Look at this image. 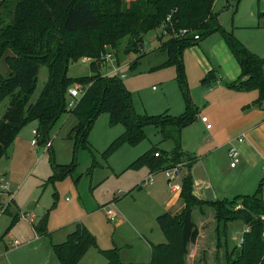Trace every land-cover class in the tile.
I'll return each mask as SVG.
<instances>
[{
    "label": "rangeland",
    "instance_id": "rangeland-1",
    "mask_svg": "<svg viewBox=\"0 0 264 264\" xmlns=\"http://www.w3.org/2000/svg\"><path fill=\"white\" fill-rule=\"evenodd\" d=\"M14 1L6 0L0 8L3 22L10 20ZM213 10L223 29L232 31L247 49L264 57V0H215ZM167 39L168 35L162 34V27H158L144 34L138 52L127 53L123 50L126 43L123 39L121 49L115 52L112 48L113 58L101 64L100 72L104 75H119L112 71L116 67L125 73L120 78L130 92L133 111L138 115L166 112L176 116L185 109L177 79L178 65L164 64L167 52L160 45ZM7 54H11L10 48L0 56L1 77L8 75L4 61ZM132 61H136L134 68H130ZM180 62L185 81L183 87L198 112L193 122L181 130L182 154L181 161L177 163L186 168L170 180L168 187L181 185L189 165L187 159L195 155L201 160L197 166L201 172L202 163H208L211 172L215 166L216 171L211 175L216 186L231 188L239 185L237 189L241 188L242 192L253 193L264 175L258 177L249 171L236 174L240 165L236 169L229 167L230 159L222 143L230 136V125L248 113L254 115L252 102L257 99V92H239L227 87V83L238 76L239 67L218 31L197 44L185 46L180 53ZM89 63L86 57L70 60L66 75L75 78L92 74ZM209 72L217 79L213 86L202 83ZM47 74V66L40 63L30 102L38 97ZM72 100L66 93V111L49 129L46 141L32 143V139L36 140L33 130L38 125L37 120H32L22 126L0 158V181L8 183V193L2 194L0 207L8 201L9 194L13 199L9 204L7 202L4 212H0V264H60L51 244L63 242L77 222H82L96 238V246L90 247L77 264H104L106 259L99 249L112 247L118 248L123 264H148L150 242L166 241L156 222V216L164 212L161 208V194L164 196V193L154 191V186L162 181L165 183L166 176L164 171L155 172L152 174L154 184L148 185L144 183L149 174L147 168L134 170L127 166L153 146L170 151L175 143L171 138H163L160 128L150 124L144 126L146 137L139 144H123L112 153L105 154L109 144L124 128L120 123L111 125L108 113L103 112L95 118L87 141L75 144L67 137L77 122L76 117L67 112L71 108L67 102ZM8 102L9 95L0 99V118ZM259 104L264 108V100ZM203 115L207 116L213 129L205 128V123L200 120ZM69 164L73 168L69 173L59 179H50L56 171L55 166ZM108 208L116 211L117 221L108 218ZM204 210L207 212L201 213L195 207L192 211L193 221L201 226L200 240L205 245L201 259L195 263L225 264L223 252L238 247L244 232L243 222L232 221L226 228H217L213 208L206 206ZM175 212L174 209L172 214ZM44 213H47L49 235L36 234L32 227V223H36ZM15 214L18 220L10 226ZM21 214H28V217L34 214L33 220L22 218ZM15 239L21 241L20 246L10 245Z\"/></svg>",
    "mask_w": 264,
    "mask_h": 264
},
{
    "label": "trees",
    "instance_id": "trees-1",
    "mask_svg": "<svg viewBox=\"0 0 264 264\" xmlns=\"http://www.w3.org/2000/svg\"><path fill=\"white\" fill-rule=\"evenodd\" d=\"M214 2L215 0H15L9 21L3 22L0 12V56L6 48L11 50V54L4 57L8 75L0 76V99L9 95L8 106L0 118V158L22 126L32 120L38 121L36 141H46L47 132L61 113L66 111V93L68 94L69 87L76 84L85 88L75 105L67 110L77 120L67 134L75 144L87 141L95 118L105 112L108 113L111 125L120 123L124 128L109 144L105 154L112 153L123 144H139L146 137L144 126L151 124L160 128L163 138H171L175 147L164 151L153 146L134 159L127 168L136 170L147 167L150 172H156L180 162L181 130L193 122L198 110L191 102L187 89L183 87L185 81L180 53L185 46L197 44L215 31L220 33L239 67L237 79L227 86L237 90H257L256 103H261L264 100V57L247 49L234 37L232 31L221 27L213 10ZM5 3L6 0H0V8ZM158 27H162V34L168 35V39L160 45L167 52L164 64L178 65L177 79L185 109L176 116L166 112L136 114L132 108L130 92L121 78L117 74L104 75L100 72L102 53L110 52L112 48L115 52L118 51L123 39H126L123 46L125 53L138 52L144 34ZM183 29L186 30L184 33ZM83 57L89 59L92 74L68 77V62ZM40 63L47 66V80L36 100L30 102ZM135 64L136 61L130 62V68H134ZM215 81V76L210 72L202 79L206 86H212ZM190 166L191 164L188 165ZM72 169L71 164L55 166L56 171L50 179L62 178ZM187 171L181 181V211L175 214L162 212L156 216V222L166 241L150 245L148 264H184L188 244L195 242L198 235L197 225L192 219L193 208L198 207L203 213L205 205L213 208L217 228H226L232 221H242L248 227L243 232L241 244L227 250L225 264H264V178L251 194L238 195L232 199H202L193 193L190 168ZM17 220L18 216L15 214L10 226ZM32 227L36 234L49 235L47 213L36 223H32ZM93 246H96L95 236L82 222H77L65 240L52 243L51 249L60 264H77ZM99 252L106 259L105 264H123L117 247L99 249Z\"/></svg>",
    "mask_w": 264,
    "mask_h": 264
},
{
    "label": "crops",
    "instance_id": "crops-1",
    "mask_svg": "<svg viewBox=\"0 0 264 264\" xmlns=\"http://www.w3.org/2000/svg\"><path fill=\"white\" fill-rule=\"evenodd\" d=\"M237 77L235 79H237ZM232 79L235 80L234 78ZM228 88L239 91V92H249L245 90H237L235 88H230V87ZM251 91L257 92V90H251ZM257 95H258V92H257ZM253 100L254 101L252 102V107H254V115H251L250 113H248L246 117L236 121L235 123H233V125H230V127L232 126L228 132L230 136L225 142L222 143V148L226 152L227 157H228V150L232 145L238 149L239 151L238 163L234 167H231L229 164V167L231 169H234V168L236 169L240 165L239 169L235 171L236 174L249 171L250 173L256 174V176L258 177H262L264 175V108L261 107V104L256 103L255 99ZM206 129L207 130L213 129V127L211 125L209 128H206ZM242 134H244L243 140L237 141L236 137ZM213 136H216L215 133H213ZM211 153H212L211 150H209V154ZM200 161L201 160L197 159L195 155L187 159V162L192 165L190 166L191 167L190 173L193 179V191L197 192V194L202 199L207 198L202 193V191L204 192V190L207 187L210 188L212 191V194H213L212 199H223V198L232 199L233 197H236L238 195L251 194V193L242 192L241 188L237 189L239 185L231 187V188H225V187L222 188L221 186H216L215 184H213L215 179L213 180L212 178V175L216 171L215 166H213L212 168L213 172H211L209 171L208 163H206L207 165H204L202 163L201 167L203 169V172H201L199 169H197V166L200 164ZM229 163H230V160H229ZM190 167H187V169ZM141 168H147V167H141ZM167 168L169 167L165 166L164 169H161L159 171H164V174H165V169ZM185 168H186L185 166H181V168L177 171L176 175H178L179 171H183V169ZM147 170L149 174L146 176L144 183L148 185H153L154 180H153L152 174L155 172H150L148 168ZM159 171H156V172H159ZM185 172L187 173L188 171H185ZM150 177L152 178V181L148 182V179H150ZM173 177L166 176L165 183L164 181H162L160 185L154 186V191H160L164 193V196L161 194V196L163 197L161 208L164 210V212H169L171 214L174 209L176 210L175 213H178L183 208V202H182V199L180 198V193L178 195L179 190H181V185L173 184L172 186L168 187L170 185V180L173 179ZM205 207L206 205L203 206V212H207L206 210H204ZM116 216H117V213H116ZM116 216L113 218L114 221H117ZM195 224L197 225V228H198V235H197L195 242L188 244L187 254L185 255L184 264H196L195 262L201 259V256L204 253L203 251H205V245L200 240L201 234H202L200 230L201 226H199V224H197L196 222ZM151 244L153 243L150 242V245ZM223 254L225 256L226 254L225 250Z\"/></svg>",
    "mask_w": 264,
    "mask_h": 264
},
{
    "label": "built area",
    "instance_id": "built-area-1",
    "mask_svg": "<svg viewBox=\"0 0 264 264\" xmlns=\"http://www.w3.org/2000/svg\"><path fill=\"white\" fill-rule=\"evenodd\" d=\"M186 30L183 29L182 32L184 33ZM198 36L196 35L195 38H197ZM101 58L103 59V62L104 60L107 61L109 58H113V53L112 51L110 52H105V53H102L101 54ZM113 60V59H111ZM113 72H117L119 75V77H124L125 76V73L124 72H120V67H116L112 70ZM106 75H109L108 73ZM85 87H81L79 85H74L73 87H69L68 89V96L73 98L74 100L72 101H69L68 102V106L70 107H73L76 103V100L80 97V95L82 94L83 90H84ZM200 120L205 123V126L206 128H209L210 127V123H208V118L207 116L203 115L200 117ZM33 133L35 134V130L33 131ZM244 138V134L236 137V140L237 141H242ZM32 143L35 144L36 143V140L32 139ZM155 155L157 156L158 153H155ZM228 157L230 159V166L231 167H234L236 166V164L238 163L239 161V151L238 149L235 147V146H231L228 150ZM181 168V163H174L172 164L171 167L165 169V175L168 176V177H173L177 174V171ZM152 181V178L150 177V179H148V182H151ZM262 189L264 191V181L262 183ZM8 183L7 182H2L0 181V199H1V196L2 194H6L8 193ZM264 193V192H263ZM8 195V194H7ZM12 200V194H9L8 196V204L11 202ZM1 201V200H0ZM7 202L5 203V205L3 207H0V212H3L4 211V207L7 206ZM113 204V203H112ZM106 214L107 216L110 218V219H113L115 216H116V212L114 211V209L112 208H108L106 209ZM29 215L28 214H21L20 217L22 218H28L29 221H32L33 219V216L34 214H31L30 217H28ZM248 230V227L245 226L244 227V231H247ZM242 242V238L239 239L238 241V246L241 244ZM10 245L14 246V247H17V246H20L21 245V241L18 240V239H15L14 241H12L10 243Z\"/></svg>",
    "mask_w": 264,
    "mask_h": 264
},
{
    "label": "water",
    "instance_id": "water-1",
    "mask_svg": "<svg viewBox=\"0 0 264 264\" xmlns=\"http://www.w3.org/2000/svg\"><path fill=\"white\" fill-rule=\"evenodd\" d=\"M193 193H194L197 197L201 198V197L197 194V192L193 191ZM202 193H203L208 199H212V198H213L212 191H211V189L208 188V187L204 190V192L202 191Z\"/></svg>",
    "mask_w": 264,
    "mask_h": 264
}]
</instances>
